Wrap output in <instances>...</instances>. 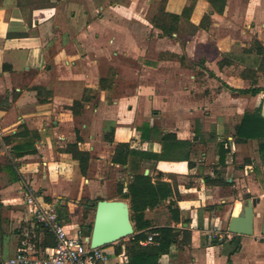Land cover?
I'll return each instance as SVG.
<instances>
[{
    "label": "crops",
    "instance_id": "crops-1",
    "mask_svg": "<svg viewBox=\"0 0 264 264\" xmlns=\"http://www.w3.org/2000/svg\"><path fill=\"white\" fill-rule=\"evenodd\" d=\"M94 1L0 0V264L55 246L29 194L82 236L93 202L121 198L117 184L145 170L173 184L179 219L172 197L144 211L176 237L148 264H264V0L222 13L194 0L172 23L164 14L191 0ZM120 142L141 155L112 162ZM73 143L89 153L85 174ZM249 200L252 234L229 232ZM120 240L102 247L105 264H140L124 244L115 253Z\"/></svg>",
    "mask_w": 264,
    "mask_h": 264
},
{
    "label": "trees",
    "instance_id": "trees-1",
    "mask_svg": "<svg viewBox=\"0 0 264 264\" xmlns=\"http://www.w3.org/2000/svg\"><path fill=\"white\" fill-rule=\"evenodd\" d=\"M212 6L213 10L219 13L224 11L227 0H207ZM194 0H191L189 5H186L182 10L181 14H164L170 18L172 22H178L181 16L188 18L192 10ZM209 19L208 15H205L202 20ZM165 20V18H161ZM203 22V21H202ZM163 32L170 34L176 30V27L170 24L166 26L164 23L161 25ZM80 105L81 102L74 101V105ZM252 115L246 114L242 120L241 125L238 127V132L244 127L249 126L247 121ZM257 122V121H255ZM259 124V123H257ZM256 126V125H255ZM20 133H28L24 128V131ZM264 136V133L262 134ZM70 150L72 151L74 157L79 162L80 171L82 174L86 173L89 161V153L85 150L78 148L77 144H70ZM264 147V142L260 143V149ZM141 155L135 150H132L128 143H117L114 148L112 155V162L125 165L128 162V158L131 155ZM118 194L121 198L128 199L130 207V219L133 222L134 233L131 235V238L128 243H124L122 240L118 243L115 248V253H119L122 245L124 244L126 252L132 255V260H141L144 263L148 264L146 261L149 257H158L163 253L168 252L169 247L174 243L176 237L173 233V228L170 226L149 228L150 222L145 219L144 211L147 208H154L159 205L163 200L172 197L169 202V208L172 212L175 220H179L177 216L178 207L176 206V198L174 197V187L173 184L167 181H162L159 179H153L151 175L144 174L142 171L134 172L131 174V178L127 185L124 186L120 182L117 184ZM95 205V202H93ZM86 217V216H85ZM89 223H87L88 225ZM149 228V229H148ZM157 232V235L153 236V242L150 245L142 246L140 242L147 238L151 233Z\"/></svg>",
    "mask_w": 264,
    "mask_h": 264
},
{
    "label": "built area",
    "instance_id": "built-area-1",
    "mask_svg": "<svg viewBox=\"0 0 264 264\" xmlns=\"http://www.w3.org/2000/svg\"><path fill=\"white\" fill-rule=\"evenodd\" d=\"M25 202L31 206L34 219L49 228L56 239L55 246L47 248L43 256H35L25 251H18L6 264H105L108 254L102 247H90L84 236L70 235L58 219L55 204L43 205L31 194ZM151 233L146 242H153ZM264 239V233L262 235Z\"/></svg>",
    "mask_w": 264,
    "mask_h": 264
},
{
    "label": "water",
    "instance_id": "water-1",
    "mask_svg": "<svg viewBox=\"0 0 264 264\" xmlns=\"http://www.w3.org/2000/svg\"><path fill=\"white\" fill-rule=\"evenodd\" d=\"M146 173L147 170L144 171ZM253 206V201L249 200L240 214L231 216L229 232L252 234ZM82 229V236L88 239L90 247H103L132 235L134 226L130 219L129 201L125 198L98 199L92 222Z\"/></svg>",
    "mask_w": 264,
    "mask_h": 264
},
{
    "label": "rangeland",
    "instance_id": "rangeland-1",
    "mask_svg": "<svg viewBox=\"0 0 264 264\" xmlns=\"http://www.w3.org/2000/svg\"><path fill=\"white\" fill-rule=\"evenodd\" d=\"M98 1H99V0L94 1L93 4H94V5H95V4L98 5L99 3H101V2H98ZM111 1H117V0H111ZM185 31L188 32L189 29H188V28H185ZM146 33H148V31H146ZM151 35H154V33L151 32ZM182 35H183V34H182ZM108 175H109V176H108ZM109 177H110V174L107 173L106 179H108ZM107 186H108V190L111 189V186H113L112 189H114V188H115V182H113L112 185H111V183H109V181H108V182H107ZM83 200H84V201H87L88 199H87V198H83ZM91 201H93V200H91Z\"/></svg>",
    "mask_w": 264,
    "mask_h": 264
}]
</instances>
